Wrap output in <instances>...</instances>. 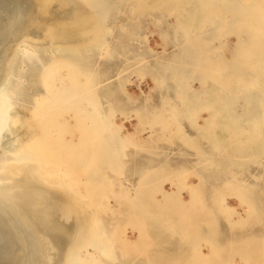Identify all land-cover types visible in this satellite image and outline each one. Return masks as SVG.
<instances>
[{
  "label": "bare ground",
  "instance_id": "bare-ground-1",
  "mask_svg": "<svg viewBox=\"0 0 264 264\" xmlns=\"http://www.w3.org/2000/svg\"><path fill=\"white\" fill-rule=\"evenodd\" d=\"M150 1V11H156ZM170 1L166 9L175 8L174 13L161 19L159 25L164 20L174 22L173 35L179 38L180 48L172 53L179 58L173 69H156L143 54L132 53L134 57L124 59L125 64L116 71L117 86L112 87L117 90L99 96L79 93L81 81L78 86L77 80L82 77H76L78 72L57 64L54 67V63L41 72L45 63L35 69L39 63H34L33 76L28 80L33 77L34 81L43 73V81L39 79L42 93L37 95L35 90L33 97L29 92L34 99L29 100L30 108L24 112L16 106L30 57L39 49L49 55L62 50L71 55L77 52L81 57L80 46L83 53L88 52L86 44L107 32V27H99L107 11L93 7L90 0H0V264H142L134 263L128 257L130 252L146 258L145 263L153 257L157 261L154 264H239L234 256L242 264H264V200L259 198L264 192L242 187L240 180L225 175L232 171L233 157L260 156L264 147V103L257 97L264 86V0ZM111 3L119 12V5L128 1ZM129 9L135 13L136 2H131ZM118 27L123 30L122 24ZM151 34L159 38V48L166 46L165 40H173L161 31ZM149 39L147 36L145 42L153 52ZM98 49L102 56L105 49ZM163 51L166 49L158 53ZM76 65L80 66L78 62ZM187 69L194 83L207 84L205 94L210 86V92L224 95L216 108L210 107L208 115L213 117L211 145L227 163L215 161L207 150L210 145L205 148L186 138L182 111L209 109V103L218 99L213 95L201 102L194 97L199 85L193 87V82L187 81ZM131 77L144 84L151 80L152 86L147 87L150 91L159 88V103L145 98L134 107L138 99L128 91L134 86ZM172 79L175 81L170 87L168 81ZM134 87L144 95L139 85ZM117 92L125 97L127 108H134L120 110ZM256 114L261 122L255 119ZM133 122V132H129L128 125ZM223 122L218 135L217 128ZM243 122L251 128L243 129ZM232 128L238 130L236 136H232ZM140 133H145L146 139H141ZM175 140L194 150L195 163L204 171L197 169L194 174L186 164H174L164 149ZM164 141L167 146L160 144ZM154 148L157 153H153ZM133 175L137 177L135 183L128 178ZM109 178L116 181L113 186L118 191L109 197L113 204L104 194L101 202L115 215L117 226L109 218L110 223L100 219L98 204L89 194L91 189L106 186ZM230 200L237 205H229ZM219 218L227 225L218 224ZM127 230L136 235L134 240ZM167 244L171 245L169 252L152 254L153 248Z\"/></svg>",
  "mask_w": 264,
  "mask_h": 264
},
{
  "label": "rangeland",
  "instance_id": "rangeland-1",
  "mask_svg": "<svg viewBox=\"0 0 264 264\" xmlns=\"http://www.w3.org/2000/svg\"><path fill=\"white\" fill-rule=\"evenodd\" d=\"M92 3V5H93V7H97V6H99L100 8H102V9H104V10H106L107 12H106V18L103 20V22H101V24L99 25V27L100 26H105V27H107V32H105L104 33V35L100 38H97L96 40H94L93 42H92V44L91 43H88V44H86V48L88 49V52H86V53H83V51L85 52V50L84 49H82L81 48V46L79 47V51L81 52V54H82V56L80 57L79 56V54L76 52V55H78L79 57H78V59H77V56L75 55V53H73L72 55L71 54H68V51L67 52H63V50L61 51V52H54L53 54H51V55H49L48 53H45V52H43V50L42 49H39L38 50V53H37V55L36 56H31L30 57V61L29 62H27V73H26V75H25V80H26V82H25V84H23V86H22V88H23V91H22V96L20 97V100H19V102H18V104H17V106H16V110H21L22 108V110H25L24 112H26V110L28 109V108H30V104H31V102L30 101H33L32 99H34L33 97H35L36 95H34V94H36L37 93V95H38V92H39V94H41L42 93V90H41V88H42V82H41V80H39V79H41L42 78V81H43V73H40V74H42V76L41 77H39L40 76V74L38 75V79H37V77L34 79V81L32 80L33 79V77H30V80H28L29 79V75L31 76H33V73H31V71L33 72V68L35 69V68H37L38 66H42L41 64L43 63L44 65H45V67H44V65H43V67H41V69L40 70H42L41 72H43V71H45L48 67H51V65H52V63H54L52 66H54L55 67V65H56V67L58 66H60V67H63V68H66V69H69L70 68V70L72 71L73 70V72H75L74 74H76L77 72V74H76V77L77 78H79V77H82V78H80L81 80H77V83H78V86H80L79 84L81 83V86L78 88L79 90V93L80 94H84V95H92V93H93V95H99V96H101L102 95V93L104 94L106 91H115V90H117L116 88H115V86H117V76H116V74H117V72L116 71H118V70H120L121 69V67L125 64V60L127 59V58H130V59H127V60H131L132 59V55H133V57H134V55L135 56H142V54L147 58V60L149 61V63L150 62H152L151 63V65H154V67L156 68H158V66H161L160 68L162 69V71L163 70H166V69H168V67L167 66H169V68H174V64L175 63H178V59L179 58H177V57H175V55H173L172 53H173V51H175L176 49H179L180 48V44H179V38L178 39H176L175 37H174V35H173V32L175 31L174 30V28L171 26V24H173L174 22L172 21V20H170V21H166L165 22V20L162 22V25L160 26L159 25V22L160 21H162L166 16H168V15H172V13H174V9L175 8H171L169 11H168V9H166L167 8V5L168 4H170L171 3V1L170 0H153V3H152V6L154 7V8H156V11L154 10V11H150V5H149V2H151L150 0H145V1H143V0H127L128 1V4H126L125 6L123 5V4H120L119 5V8H120V11L119 12H116V10H115V7H112V1L113 0H101L102 1V3H101V1L100 0H90ZM94 1V2H93ZM110 1V2H109ZM178 1V3H182V2H184L185 0H177ZM98 2H99V4H101V5H99L98 4ZM131 2H136V5H137V8L138 9H136V12L135 13H129V11H130V5H131ZM94 3H95V5H94ZM130 4V5H129ZM109 5V6H108ZM122 5V6H121ZM174 5V4H173ZM103 6V7H102ZM106 7V8H105ZM122 7V8H121ZM127 7V8H126ZM171 7H173V6H171ZM108 8H113L114 10H112V9H108ZM108 9V10H107ZM127 11H126V10ZM142 9H145V12L142 10ZM113 12H112V11ZM109 11H111V12H109ZM125 11V12H124ZM127 12V13H126ZM151 13V15H150V13ZM108 13V14H107ZM152 13H154L153 15H152ZM114 14H116V16L114 15ZM109 15V16H108ZM120 15V16H119ZM125 15V16H124ZM148 15V16H147ZM110 17V18H109ZM116 18V19H115ZM118 18V19H117ZM147 18H148V20H147ZM149 18H151V19H149ZM110 19H112V20H110ZM123 19H124V21H123ZM162 19V20H161ZM115 23H114V22ZM123 21V22H122ZM143 21V22H142ZM152 21V22H151ZM153 21H154V23H153ZM107 22V23H106ZM122 22V23H121ZM150 22V23H149ZM61 24H62V22H60ZM105 23V24H104ZM133 23V24H132ZM119 24H122L123 25V30L121 29H119ZM125 24V25H124ZM129 24H130V27H128L129 26ZM118 25V26H117ZM133 25H135L134 27H133ZM137 25H138V27H137ZM140 26H143V27H140ZM145 26H147V27H149V28H147V27H145ZM152 27V28H151ZM131 28V30H129ZM132 28H133V30H132ZM151 29V30H150ZM110 30H112V32L110 31ZM146 30V31H145ZM110 31V32H109ZM136 32V33H134V32ZM145 31V32H144ZM151 31V32H150ZM162 32V35L164 34L165 36L167 35V34H169V36H170V38L172 37V39L173 40H165V42H168L167 44H166V46L164 45V46H162L161 48H159V46H157V44H160L161 42H160V40H159V38L156 36V35H152L151 33L152 32H154V33H156V32ZM132 32V33H131ZM118 33L120 34V35H118ZM127 33V34H126ZM133 33H134V35H133ZM128 34L130 35V36H128ZM106 35V36H105ZM116 38H115V37ZM126 36H127V38H126ZM132 36V37H131ZM147 36H148V38H150L149 39V43H150V47L152 48V50H154L153 52L152 51H149L148 50V46H147V44H146V42H145V38H147ZM105 37V38H104ZM117 37H120V38H117ZM135 37V38H134ZM129 38H130V40H129ZM132 38H134V39H132ZM108 39V40H107ZM120 39V40H119ZM128 39V40H127ZM231 41L233 40V41H235V37H230L229 38ZM132 40L134 41V42H132ZM141 40V41H140ZM125 41H127V42H125ZM164 41V40H163ZM113 42V44H111ZM139 42V43H138ZM141 42V43H140ZM144 43V46H143V43ZM95 43H97V44H95ZM109 43V44H108ZM117 43V47H118V49H116L117 47L115 46V44ZM126 43H128L129 45H126ZM138 43V44H137ZM95 44V45H94ZM119 44V45H118ZM123 44H125V46L127 47V48H129V49H127V48H125L124 46H123ZM133 44V45H132ZM99 45V46H98ZM113 45V46H112ZM121 45V46H120ZM139 45V46H138ZM175 45H176V47H175ZM92 46V47H91ZM102 46V48H104L105 50H104V52H103V55L101 56L100 54H101V52H99V49H98V47L100 48ZM129 46V47H128ZM138 46V47H137ZM113 47V48H112ZM125 49H124V48ZM112 48V49H111ZM123 48V49H122ZM131 48L133 49V48H137V50H131ZM141 48H143L142 50H144L145 51V54H144V52H142L141 51ZM145 48V49H144ZM228 48L230 49V51H233V50H231L232 49V47L231 46H228ZM94 49H95V51H94ZM111 49V50H110ZM164 49H166V51H163V52H161L160 54L158 53V51H162V50H164ZM81 50H83V51H81ZM116 50V51H115ZM124 50H128V52H126V51H124ZM140 50V51H139ZM97 51V52H96ZM108 51V52H107ZM110 51V52H109ZM119 51V52H118ZM132 51V52H131ZM43 53V54H41V53ZM94 52V53H93ZM99 52V53H98ZM120 52H121V54H120ZM139 52H141L139 55H137ZM64 53V54H63ZM87 53L88 54H91L92 56L90 57V56H88V57H85L86 55H87ZM99 54V56H98V54ZM112 53H114V54H112ZM123 53H124V55H123ZM126 53V54H125ZM132 53H135V54H132ZM57 54H59V55H57ZM85 54V55H84ZM111 56H113V57H109L110 55ZM47 56V58H46V56ZM63 57H66V58H63ZM67 55V56H66ZM75 55V56H74ZM94 55V56H93ZM97 55V56H96ZM149 55H151V57L149 56ZM160 55H161V58H160ZM225 55H227V53H225ZM45 56V57H44ZM51 58H50V57ZM55 56H57V57H55ZM69 56H71V57H69ZM73 56V57H72ZM96 56V57H95ZM107 56L109 57L108 59H107ZM115 56H117V58L115 57ZM119 56V57H118ZM131 56V57H130ZM149 56V57H148ZM155 56V57H154ZM158 56H159V58H158ZM54 57V58H53ZM76 57V58H75ZM83 57H84V59H83ZM92 57H94L95 58V60H94V58L92 59ZM122 57V58H121ZM60 58H63L62 60L60 59ZM70 58V59H69ZM85 58H86V60H87V62H86V60H85ZM88 58V59H87ZM91 58V59H90ZM115 60H114V59ZM177 58V59H176ZM60 59V60H59ZM65 59V62L66 63H64V60ZM68 60V63H67V60ZM74 60V61H72L73 63H75V65L77 64V62H78V64H80V66H81V64L83 65L82 66V68L79 66V65H74L73 63H71V60ZM81 59H83V61L81 60ZM120 59V60H119ZM125 59V60H124ZM169 59V60H168ZM56 61V63L54 62V61ZM77 60H79V61H77ZM88 60H90L89 62H88ZM93 60V61H92ZM100 60V61H99ZM114 60V61H113ZM118 62H117V61ZM38 61V62H37ZM92 61V62H91ZM121 61V63L119 64V62ZM124 61V62H123ZM81 62H84V64L83 63H81ZM94 62V64H92ZM96 62V63H95ZM100 62H102V63H100ZM118 63V65H115V64H117ZM123 62V63H122ZM34 63H39L38 65H36V66H34ZM47 63H48V65H47ZM61 63V64H60ZM69 63H71L69 66H68V64ZM103 64H105V65H103ZM34 66L33 68L31 67V66ZM86 65V66H85ZM92 65V66H91ZM93 65H94V67H93ZM121 65V66H120ZM68 66V67H67ZM73 66H75V67H73ZM85 66V67H84ZM91 66V67H90ZM102 66V67H101ZM47 67V68H46ZM79 67V68H78ZM90 67V68H89ZM111 67H113L114 69H112ZM116 67V68H115ZM85 68V69H84ZM90 69V70H87V69ZM91 68H92V70H91ZM156 68V69H157ZM43 69H45V70H43ZM81 69V71H79ZM83 69H84V71H83ZM112 69V70H111ZM118 69V70H117ZM85 70H87V71H85ZM105 70H106V72H105ZM109 70V71H108ZM108 71V72H107ZM111 71H113V72H111ZM80 72H82L81 74H80ZM96 72V73H95ZM116 72V73H115ZM166 72V71H165ZM91 73V74H90ZM115 73V74H114ZM185 75H186V79H187V81L191 84L192 82V86L193 87H197L198 85H199V91L195 94V95H193L194 97H199L200 98V100L199 101H201L202 102V100H207V99H211V96H216V97H218V99H217V103H209V109H205V110H197L196 112H191L190 111V109L188 110V109H186L185 110V112H183L182 111V120H183V125H184V128H185V131H186V138H188L189 140H191L192 142H199V143H201V144H203L204 145V147L206 148V146L207 145H210L211 147H208L207 148V150H208V152H211V154H214V156H215V161H220L221 163H227V161L225 160V161H222V160H224V159H222V157L221 156H219L218 154H216V153H218V152H216L218 149H217V147H213L212 145H211V142H212V140H211V136L213 135V131L211 130V128H212V126L213 125H211V117H212V115H208V113L210 112V111H212V110H210V107H217V105H218V102L219 101H221L220 100V98L221 97H223L224 95L222 94V93H217L218 95H215V93H213V92H210L209 90H211L212 88H210V86H208L207 87V89H209V90H207V93L205 94L204 93V87L205 86H207V84H201L200 82H195L194 83V81H193V77L191 76L192 74L190 73V70L189 69H187V70H185ZM90 76H89V75ZM95 74L96 75H98V77L96 78V76H95ZM114 74V75H113ZM88 75V76H87ZM94 75V76H93ZM111 75V76H110ZM113 75V76H112ZM75 76V75H74ZM100 76L102 77V78H100ZM193 76H195V75H193ZM28 77V78H27ZM91 77L93 78L92 80H90L91 79ZM105 77V78H104ZM116 77V78H115ZM192 77V78H191ZM196 77V76H195ZM105 79V81H104V79ZM36 79L37 80H39V81H36ZM106 79H108V80H106ZM116 79V80H115ZM192 79V80H191ZM103 80V81H102ZM148 80V81H147ZM146 80V84H144V83H141L140 81H139V79L138 78H135V77H131V81H132V83H133V85L134 86H140V89H141V91H143L144 92V95L143 96H140L139 95V92L137 91V89L134 87V86H129L128 87V91H129V93H131L134 97H136L138 100H137V102L135 103V104H133V106L135 107L136 106V104H142V102L144 101V99L145 98H147L148 99V101H150L151 103H154L155 105H157L158 103H159V98H160V93H159V88L157 89V87L156 88H154L153 90H154V92H152V91H150L149 89H148V87L147 86H152V82H151V80L149 81V79H147ZM29 81V82H28ZM30 81L32 82V83H30ZM81 81V82H80ZM84 81V82H83ZM86 81V82H85ZM100 83H99V82ZM174 81H175V79H172V81L170 82V81H168V83H172L171 85H169L170 87H173V83H174ZM33 82H34V84L37 82V84H35L36 85V87H38L37 89H36V87L34 86V84H33ZM39 82V83H38ZM80 82V83H79ZM93 82H94V84H93ZM140 82V83H139ZM82 83H85V84H83L84 85V87L82 86ZM88 83H90V84H88ZM114 83V84H113ZM148 83V84H147ZM38 84H39V86H38ZM95 84H97V85H95ZM141 84V85H140ZM179 84V83H178ZM25 85V86H24ZM28 85V86H27ZM33 85V86H32ZM88 85H89V87H88ZM108 85V86H107ZM112 85H115L114 87H112ZM87 86V87H86ZM97 86V87H96ZM100 86V87H99ZM110 86V87H109ZM146 86V87H145ZM25 87V88H24ZM29 89V91H28V89ZM30 87V88H29ZM35 87V89H33ZM41 87V88H40ZM166 87H168V86H166ZM32 88V89H31ZM98 88L100 89V90H98ZM103 89H104V91H103ZM107 89V90H106ZM113 89H115V90H113ZM149 91H148V90ZM262 95L260 96V95H257V97L259 98H262V103H264V86L262 87ZM25 90V91H24ZM37 92H36V91ZM84 90H86V92L84 91ZM98 90V91H97ZM28 91V92H27ZM31 91H32V93H31ZM33 91L34 92H36V93H34L33 94ZM93 91H95V93L93 92ZM103 91V92H102ZM33 95V97H32V95L30 94V93ZM85 92V93H84ZM88 92V93H87ZM148 92V93H147ZM28 93V94H27ZM90 93V94H89ZM101 95H100V94ZM116 93V92H115ZM118 94H119V92H117V96H118ZM149 94H150V96H149ZM173 94V93H172ZM168 95V94H166V95H168V96H175V94L174 95ZM121 95V96H120ZM29 96H30V99H28L29 98ZM147 96V97H146ZM157 96V97H156ZM25 97V98H24ZM119 97H120V99L121 100H119V102L122 104L121 106L119 105V107H121V109L118 107V109H120V110H129L131 107L132 108H134L133 106H130V108H127V107H129V104L126 102V100H124L125 99V97L123 96V94L122 93H120L119 94V96H118V99H119ZM144 97V98H143ZM152 97V99H150ZM155 97H156V99H155ZM21 98H23L22 100H24V101H22L21 100ZM32 98V99H31ZM122 98H124V99H122ZM154 98V99H153ZM259 98V99H260ZM28 99V100H27ZM158 99V100H157ZM26 100V101H25ZM30 100V101H29ZM122 100H123V103H122ZM152 100L153 101H155V102H152ZM22 101V102H21ZM138 101H140V102H138ZM26 102V103H25ZM103 102H105V100H103V99H101V104L103 103ZM178 102H180V100H178ZM205 102V101H204ZM19 103H21V104H19ZM24 103V104H23ZM185 103V106H187L188 105V102H184ZM127 104V105H126ZM190 104V103H189ZM24 105H26V106H24ZM105 103H103L102 104V106L103 107H105ZM214 105V106H213ZM264 105V104H263ZM29 106V107H28ZM126 106V107H125ZM189 106V105H188ZM20 107H22V108H20ZM100 109H101V107L100 108H98V110L100 111ZM209 110V111H208ZM198 112V113H197ZM263 112H264V109H263ZM213 118V117H212ZM255 119L256 120H258V121H260L261 122V120H262V118L260 117V115H258V114H256L255 115ZM263 119H264V117H263ZM134 123L135 122H133L132 123V125H128V131L129 132H133V128H131V127H133V125H134ZM249 124H247V123H245V122H243L242 124H241V127L243 128V129H250L251 127L250 126H248ZM224 126V122L223 123H220V126L217 128V134L219 135L220 134V130L222 129V127ZM233 127V126H232ZM237 127V126H236ZM130 129V130H129ZM233 130H235L234 128H232V136H236L237 135V133H238V130H235V131H237V132H235V131H233ZM158 130L156 129V132H157ZM236 133V134H235ZM142 134V135H141ZM140 137H142L141 139H146V134L145 133H140ZM223 137V136H222ZM222 137H220L221 139H222ZM224 139V138H223ZM166 141H164L163 143H160V144H163V145H165V146H167L168 145V143H165ZM246 143V141H244V144ZM176 144H178V148H176ZM222 145V144H221ZM234 145L237 147V148H241L240 147V144H238V143H236V142H234ZM263 145H264V142H263ZM173 146H175V147H173ZM216 148V149H215ZM155 150H152L153 151V153H157L158 151L156 150V148H154ZM167 150V151H166ZM176 151V152H175ZM171 152H174V154L172 153L171 154ZM164 153H166L168 156H169V158L170 159H172V160H174L175 161V163L174 164H176V161H178V162H182V163H184V164H186L187 165V167L190 169V171L192 172V173H194V174H197L196 173V170L198 169V170H201V171H204V167L202 166V165H197L195 162H196V160H197V157L196 156H194V150L193 149H191V148H188V147H185V146H183V141H176L175 140V142H174V144L173 145H171V146H169V147H166L165 149H164ZM147 156V154H144V153H140V156ZM253 157V156H252ZM249 157V158H247V157H245V156H238V157H233L234 159V161H233V163H231L230 164V168H231V170L232 171H230V172H228L227 174H225V175H227V177H234V178H236V180H240L241 181V186L242 187H247V188H249V189H253V191L255 190V191H260V192H264V147L262 148V150H261V154H260V156H256V157ZM138 159V158H137ZM153 159H155V157L153 158ZM156 159H157V157H156ZM139 160V159H138ZM213 160L214 159H211V155H210V162H212L213 163ZM197 170V171H198ZM206 174H204V176H205ZM207 176H211L210 174H207ZM213 176V175H212ZM225 177V176H224ZM254 177L256 178V179H254ZM129 179H130V181H131V183H135V180L137 179V177L135 176V175H133V176H129L128 177ZM245 178V179H244ZM262 178V179H261ZM109 179H111V178H109ZM109 179H108V181L107 180H105L107 183H106V186H102V187H99V189L98 190H96V191H94L93 189H91V190H89V194H90V196H92V201L94 202V200L96 201V204L95 205H97L98 204V207L96 208V211L99 213V217H100V219H104L105 220V222H109V220H108V218L109 219H111L110 221H111V223H112V225L113 226H117V220L115 219V215L114 214H112V212H110L109 210H105L106 208H104L103 206H102V202H101V196H102V194H104L105 196H106V198L108 199V202L109 203H112L113 204V201H111L112 199H110L109 197H110V195H111V193L112 192H116V191H118L117 190V187H115V186H113L114 184H115V180L114 179H111V181L110 182H112V183H110L109 182ZM190 180V179H189ZM109 182V183H108ZM193 182H195V180H193ZM108 184V185H107ZM112 184V189L110 188V187H108V186H110ZM203 186H206V185H203ZM168 187V186H167ZM166 187V188H167ZM82 192V191H81ZM185 197V199H187V197L186 196H184ZM205 198V197H204ZM259 198L261 199H263L264 200V197H263V193H262V195L261 196H259ZM106 199V200H107ZM110 199V200H109ZM260 202H261V200H260ZM101 203V204H100ZM230 203L232 204V205H234V206H236L237 204H235L236 202H235V200H233V201H230ZM262 204H263V202H262ZM99 205H101L100 207H99ZM241 209H244V210H246V208H245V206H242L241 207ZM111 213V214H110ZM114 215V216H113ZM111 216L113 217V218H111ZM103 217V218H102ZM112 219L115 221H112ZM114 222V223H113ZM110 223V222H109ZM218 224H220L221 226H223L222 224H224L225 226L227 225L226 224V222H224V220H222L221 218H219L218 219ZM130 228V226H127V228ZM128 228V229H129ZM127 233L129 234V236H130V239L131 240H134L135 239V237H136V235L134 234V233H130V230H127ZM169 248H171V245H159V246H157V247H155V248H153L152 249V254H155V253H157V252H160V253H164L166 250L169 252ZM204 250V249H203ZM166 253V252H165ZM123 254H126V253H123ZM154 256V255H153ZM128 257L131 259V260H133V262L135 263H137V262H141L142 264H154V262H157L153 257H152V259L150 260V262L149 263H145V261H144V259H146V258H144V257H142L141 255H137V254H133V253H128ZM237 258V259H236ZM233 259H234V261L235 262H237V263H239V264H242L241 263V261H240V259H239V257L238 256H234L233 257ZM238 260V261H237ZM261 263V262H260ZM138 264H140V263H138ZM262 264V263H261Z\"/></svg>",
  "mask_w": 264,
  "mask_h": 264
},
{
  "label": "crops",
  "instance_id": "crops-1",
  "mask_svg": "<svg viewBox=\"0 0 264 264\" xmlns=\"http://www.w3.org/2000/svg\"><path fill=\"white\" fill-rule=\"evenodd\" d=\"M207 190V189H206ZM204 191V190H203ZM231 201V200H230ZM230 201H228V204L230 205L231 203H230ZM256 231H257V233L259 232V229L258 228H256Z\"/></svg>",
  "mask_w": 264,
  "mask_h": 264
}]
</instances>
